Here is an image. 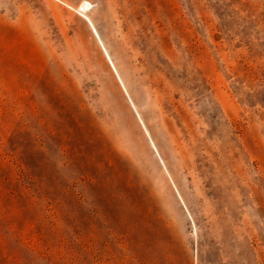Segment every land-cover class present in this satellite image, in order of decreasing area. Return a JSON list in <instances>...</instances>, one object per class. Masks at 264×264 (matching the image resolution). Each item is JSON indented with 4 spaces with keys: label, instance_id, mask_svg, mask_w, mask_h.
Listing matches in <instances>:
<instances>
[{
    "label": "rangeland",
    "instance_id": "rangeland-1",
    "mask_svg": "<svg viewBox=\"0 0 264 264\" xmlns=\"http://www.w3.org/2000/svg\"><path fill=\"white\" fill-rule=\"evenodd\" d=\"M0 264H264V0H0Z\"/></svg>",
    "mask_w": 264,
    "mask_h": 264
},
{
    "label": "bare ground",
    "instance_id": "bare-ground-1",
    "mask_svg": "<svg viewBox=\"0 0 264 264\" xmlns=\"http://www.w3.org/2000/svg\"><path fill=\"white\" fill-rule=\"evenodd\" d=\"M89 4L87 3V2H85V3H83L82 5H81V8H86L87 6H88ZM106 53V52H105ZM109 58V57H108ZM111 63V62H110ZM111 65H112V63H111ZM112 68L114 69V71H115V73H116V75H117V77H118V79H119V81L121 82V84H122V81H121V79L119 78V76H118V74H117V72H116V70H115V68H114V66L112 65ZM122 86H123V84H122ZM123 88H124V86H123Z\"/></svg>",
    "mask_w": 264,
    "mask_h": 264
}]
</instances>
